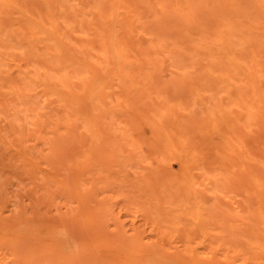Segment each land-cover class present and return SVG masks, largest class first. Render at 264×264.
Here are the masks:
<instances>
[{"label": "bare ground", "instance_id": "6f19581e", "mask_svg": "<svg viewBox=\"0 0 264 264\" xmlns=\"http://www.w3.org/2000/svg\"><path fill=\"white\" fill-rule=\"evenodd\" d=\"M0 109L100 239L264 264V0H0Z\"/></svg>", "mask_w": 264, "mask_h": 264}, {"label": "rangeland", "instance_id": "374dc122", "mask_svg": "<svg viewBox=\"0 0 264 264\" xmlns=\"http://www.w3.org/2000/svg\"><path fill=\"white\" fill-rule=\"evenodd\" d=\"M15 108L18 104L14 103ZM0 109V263L25 264L30 256L51 264H123L126 257L137 254L131 264H173L169 246L149 243L143 248L131 246L130 238L117 237L110 229H103L108 240L100 239L98 230L82 227L75 215L66 211L68 188L57 186L31 161L49 164L59 176L69 182L71 173L67 161L45 158L31 138L23 144L5 124ZM25 127L29 123L26 116ZM177 168L171 163V169ZM41 224L42 232L27 235L24 227ZM67 237V239H66ZM61 240V242H60Z\"/></svg>", "mask_w": 264, "mask_h": 264}]
</instances>
